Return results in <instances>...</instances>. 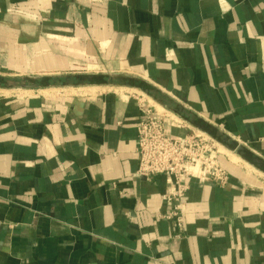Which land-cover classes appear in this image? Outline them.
Instances as JSON below:
<instances>
[{
    "label": "crops",
    "instance_id": "crops-1",
    "mask_svg": "<svg viewBox=\"0 0 264 264\" xmlns=\"http://www.w3.org/2000/svg\"><path fill=\"white\" fill-rule=\"evenodd\" d=\"M141 106L230 172L183 230ZM0 264H264V0H0Z\"/></svg>",
    "mask_w": 264,
    "mask_h": 264
},
{
    "label": "built area",
    "instance_id": "built-area-1",
    "mask_svg": "<svg viewBox=\"0 0 264 264\" xmlns=\"http://www.w3.org/2000/svg\"><path fill=\"white\" fill-rule=\"evenodd\" d=\"M140 108L137 173L146 178L162 174L173 178L175 191L164 195L171 205L166 217L183 230L184 199L189 188L184 178L197 175L224 187L229 184L230 172L222 164L218 143L210 135L193 131L183 137L172 136L161 112L152 106Z\"/></svg>",
    "mask_w": 264,
    "mask_h": 264
},
{
    "label": "rangeland",
    "instance_id": "rangeland-1",
    "mask_svg": "<svg viewBox=\"0 0 264 264\" xmlns=\"http://www.w3.org/2000/svg\"><path fill=\"white\" fill-rule=\"evenodd\" d=\"M219 149H221V148L219 147Z\"/></svg>",
    "mask_w": 264,
    "mask_h": 264
}]
</instances>
